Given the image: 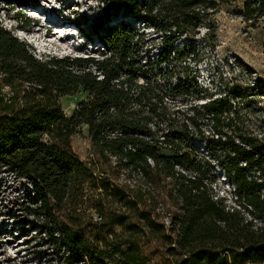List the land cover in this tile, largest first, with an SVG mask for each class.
Returning a JSON list of instances; mask_svg holds the SVG:
<instances>
[{
    "label": "trees",
    "instance_id": "trees-1",
    "mask_svg": "<svg viewBox=\"0 0 264 264\" xmlns=\"http://www.w3.org/2000/svg\"><path fill=\"white\" fill-rule=\"evenodd\" d=\"M100 1L170 35H191L238 0ZM26 5L0 0V14ZM241 15L264 19V0L247 1ZM19 19L25 29L34 24ZM92 29L98 56L38 58L0 23V172L26 187L13 205L47 248L45 262L264 264V139L239 107L145 61L144 38L128 22ZM79 90L88 99L67 117L60 99ZM82 127L90 162L73 148ZM213 160L231 202L214 190Z\"/></svg>",
    "mask_w": 264,
    "mask_h": 264
},
{
    "label": "rangeland",
    "instance_id": "rangeland-1",
    "mask_svg": "<svg viewBox=\"0 0 264 264\" xmlns=\"http://www.w3.org/2000/svg\"><path fill=\"white\" fill-rule=\"evenodd\" d=\"M24 1L26 6H5L0 23L27 43L38 58L98 56L95 53L100 45L92 31L93 25L100 21L106 28L119 21L128 22L144 38L145 61H159L158 70L173 71L174 81L190 77L209 96L228 100L233 109L239 107L248 130L264 139V19L255 23L243 19L241 11L249 0L222 5L191 35L176 32L170 35L161 31L160 23L153 26L151 21L132 14L107 11L106 4L100 0ZM21 16L34 21L30 29L24 28ZM175 35L178 38L166 48V40ZM154 74L158 75L159 71L155 69ZM87 99L88 95L79 90L62 97L60 104L64 114L71 117ZM193 143L207 155L204 143L197 139ZM73 148L84 161L93 159L86 128H80L74 136ZM213 165L217 176L214 190L231 202V184L214 160ZM126 180V176H121V181ZM25 190L26 187L10 174L0 172V264H47V248L16 216L13 203L23 198Z\"/></svg>",
    "mask_w": 264,
    "mask_h": 264
},
{
    "label": "bare ground",
    "instance_id": "bare-ground-1",
    "mask_svg": "<svg viewBox=\"0 0 264 264\" xmlns=\"http://www.w3.org/2000/svg\"><path fill=\"white\" fill-rule=\"evenodd\" d=\"M47 36V35H46Z\"/></svg>",
    "mask_w": 264,
    "mask_h": 264
}]
</instances>
